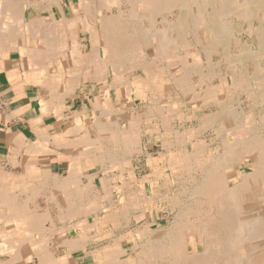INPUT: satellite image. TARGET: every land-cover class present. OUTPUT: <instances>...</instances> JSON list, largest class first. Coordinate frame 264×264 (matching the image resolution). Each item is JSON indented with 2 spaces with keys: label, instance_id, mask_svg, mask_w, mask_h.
Segmentation results:
<instances>
[{
  "label": "bare ground",
  "instance_id": "bare-ground-1",
  "mask_svg": "<svg viewBox=\"0 0 264 264\" xmlns=\"http://www.w3.org/2000/svg\"><path fill=\"white\" fill-rule=\"evenodd\" d=\"M66 3L0 0V72L16 51L20 65L7 72L44 89L41 113L53 118L40 127L46 151L30 144L31 155L70 156L68 177L54 178L56 205L85 219L68 242L64 226L44 233L72 250L106 241L83 254L93 264H264V0H77L69 12ZM237 26L252 37L249 50L232 40ZM86 78L97 95L67 123V97ZM201 107L217 111L199 116ZM5 173L0 223L25 228L27 201Z\"/></svg>",
  "mask_w": 264,
  "mask_h": 264
},
{
  "label": "crops",
  "instance_id": "crops-1",
  "mask_svg": "<svg viewBox=\"0 0 264 264\" xmlns=\"http://www.w3.org/2000/svg\"><path fill=\"white\" fill-rule=\"evenodd\" d=\"M13 52L15 51H11V56ZM15 54L18 53L15 52ZM11 56L9 59H12ZM11 65L19 66L20 59L12 60L6 66L11 67ZM15 66L12 68H15ZM25 78H27L26 75L24 73L21 74V72L20 75H10L7 72V67L6 71L0 72V168L6 172L5 174L9 175L5 181L7 183H4L10 188L9 190L12 189L11 193L14 192L21 204L27 201L23 205L25 209V228L19 223H0V264H4L5 260L8 264H93V257L83 254L91 252L93 248H100L104 243H107L106 241L102 240L96 245L91 243L81 249L72 250L60 242L59 239L57 240L54 235L50 236L49 234L47 236L44 233L46 229L51 230L52 226L56 228V231L60 230L61 226H64L66 228L65 239L68 242L73 239V234L76 232L74 226L77 221L85 219L72 218L71 216L65 218L62 214L64 218H60L58 206L63 205L64 201H62L61 192L58 188L61 182L59 183L55 180L58 177L62 179L68 177L71 158L64 153L60 155L43 153L47 149L46 142L44 143L46 136L40 131V127L46 122L43 113H41L43 112L42 105L39 104L42 102L40 97L43 98V93H41L43 90L38 84H32ZM37 93H40V97L37 96ZM30 144L34 145H31L34 147L33 149L37 150L41 147L40 149L43 151L41 152L39 149V153L37 151L36 154L31 155ZM36 146L38 147L36 148ZM51 148L54 147L50 145L49 149ZM67 158L69 164L65 165ZM47 163L51 165L49 172L46 170ZM18 176H21L20 178L22 179H18ZM11 177L17 180H13ZM47 178L49 181H46ZM79 178L82 183L87 180V176L84 175ZM20 187L22 190L21 195L18 194L20 191H17ZM35 189L37 190L35 191ZM31 192L37 196L34 195V197ZM47 211L48 214H46ZM57 215L59 216L57 217ZM46 216H49V219ZM19 249L20 255L17 252ZM13 256L16 257L14 258ZM8 259L9 261L12 260V263Z\"/></svg>",
  "mask_w": 264,
  "mask_h": 264
},
{
  "label": "rangeland",
  "instance_id": "rangeland-1",
  "mask_svg": "<svg viewBox=\"0 0 264 264\" xmlns=\"http://www.w3.org/2000/svg\"><path fill=\"white\" fill-rule=\"evenodd\" d=\"M77 0H67V3H66V11L67 12H69L68 11V6H69V3H75ZM175 12V11H174ZM29 15L30 16H28L27 18L29 19L30 17H32V13H29ZM57 16L59 17L60 16V14H59V12H58V10H57ZM60 19V18H59ZM71 25H72V28L75 30L76 28H77V26H76V22L75 21H72V23H71ZM244 25V24H243ZM242 27H243V29H242ZM242 30H241V29ZM245 26H237V33L239 34H236L235 32H234V37H232V40H236L237 41V39H238V41H241V42H244V44H245V48L246 49H250L251 47H252V37H250L249 36V34L245 31ZM79 31H82V30H79ZM242 33V34H241ZM245 34V35H244ZM248 34V35H247ZM241 37V38H240ZM246 38V39H245ZM254 39V38H253ZM191 41H192V43H194V38L192 39L191 38ZM248 41V42H247ZM79 42H81V43H83L84 45H86V50H85V54L86 53H88L89 51H90V42H89V39H87V35H86V33L84 32H82L81 33V36H80V39H79ZM250 42V43H249ZM192 45V44H191ZM241 45H243V44H241ZM16 52V51H15ZM15 52H13L12 53V56H11V58L12 59H9V60H6V64H9V63H11L12 62V60H16V59H19L18 58V54H15ZM17 53V52H16ZM195 63V62H194ZM15 65H11V67H9V66H7V69H11L12 67H14ZM15 67H17V66H15ZM227 67V68H226ZM224 68V69H223ZM220 69V68H219ZM221 74H222V72L224 71L225 73H227V70H230L229 68H228V64L226 63V64H222L221 65ZM87 79V81H85L81 86H78V85H74V88H76L77 90H76V94H77V97L75 98V99H71L70 97H67V100H66V102H65V106L66 107H70V109L69 110H67L65 113H66V115L65 116H67V117H65L66 119H65V121L68 123V122H70V121H72V116L70 115V111H78V112H80V111H83V107H84V104L85 103H87L89 100H92V99H94V97H96V95H97V91L96 90H94L93 89V87H92V85L89 83V79L88 78H86ZM216 81H217V79L215 80V81H213V82H215L216 83ZM218 82V81H217ZM36 84V83H35ZM211 84H213V83H211ZM42 89V88H41ZM43 92H45V90L43 89ZM42 92V93H43ZM43 94H46V92L45 93H43ZM171 97L174 99V100H177V101H179V103L182 105V108H185V106H186V102H185V100L178 94V93H174L173 95H171L170 97H169V99H171ZM78 108V109H77ZM200 110V114L201 115H199V116H202V115H204V113L206 114V113H208V112H216L217 111V107H209V108H204V107H201V109H199ZM69 113V114H68ZM186 113H187V116H191V115H189V113H191V111H186ZM89 114V113H88ZM91 114V113H90ZM89 114V115H90ZM88 115L86 114V115H84V117L86 118ZM90 117V116H89ZM88 117V118H89ZM51 121H53V118L52 117H48V118H46V122L47 123H51ZM190 122V123H189ZM193 122V123H192ZM176 124H178V122H176ZM197 124V125H196ZM197 127L199 124H198V122L196 121V119H194L193 121L192 120H187V122H186V127ZM178 126V125H177ZM208 133V134H207ZM210 137H212V132L211 131H207L206 133H205V138H210ZM52 145V144H51ZM50 146V145H49ZM159 145H157V144H150V152L152 153V155L154 156V159H156V161L158 160V158H159V154H158V151H159ZM141 163V164H140ZM69 164V161H68V158H67V161H65V165H68ZM136 166L138 165L139 166V170L141 171V176L144 174H147V172H148V170H147V168L145 167V161H143V162H139V163H136L135 164ZM146 169V170H145ZM98 170H99V167L98 168H95V169H93V170H91V173H96V172H98ZM138 170V171H139ZM145 170V171H144ZM100 175V174H99ZM88 177H87V180H85L83 183H85V184H87L88 183ZM99 183V182H98ZM164 215L166 216V215H168L169 214V209H165V211H164ZM157 215H156V213L155 212H153V215L151 216V220L152 221H156L157 220V217H156ZM171 217V216H170ZM163 222H164V224H166V221H165V219L163 220ZM124 247H126L127 248V244L125 243L124 245H123Z\"/></svg>",
  "mask_w": 264,
  "mask_h": 264
}]
</instances>
